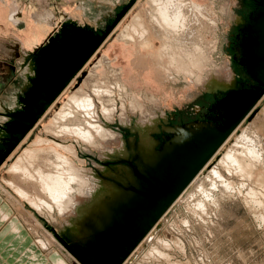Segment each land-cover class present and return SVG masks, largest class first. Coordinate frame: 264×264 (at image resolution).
<instances>
[{"label": "rangeland", "instance_id": "374dc122", "mask_svg": "<svg viewBox=\"0 0 264 264\" xmlns=\"http://www.w3.org/2000/svg\"><path fill=\"white\" fill-rule=\"evenodd\" d=\"M148 2L149 0H0V126H3L2 128H8L4 124H6L7 120L9 121L8 118L12 116L10 114L26 112V107L20 105L22 100L20 98L22 96L20 88L24 82V59L25 56L29 55V51L32 53L35 48L41 45L46 46L48 37L52 33L55 35L56 29L60 30L66 19L77 22L96 32H99V29L101 30V33L96 35L101 37V39L95 44V51L109 35L104 44L84 67L83 74L81 73L82 75L78 76L66 90L65 97L63 94V97H60L62 99H60L59 103H55L56 105L54 104L51 108V105H48L43 113H41L42 111L40 112L41 114L36 123L50 108L48 113L33 128V131L30 132L29 139L27 138L28 141L23 144V140L21 143L23 145L20 144L21 146L16 149L17 152L15 150L11 154L12 156L16 152L14 156L11 159L10 156L0 168V195L4 196L1 198L4 199L8 205L7 207L11 208L8 215L22 218L19 214L20 208L13 206L5 197L2 192L3 190H1L3 187L9 190L6 182L11 180L12 175H10L8 169L16 162L25 149L32 147L34 142L40 138H46L49 141L50 139H57V141L63 144L72 146L77 157L66 152L64 149L59 148V151L63 155L65 154V156L69 154L67 157H72L73 159L71 158V160L78 167L80 166L87 170L95 169L98 176L103 179L105 176H109L106 172L107 168L118 167L117 173H122L121 176L124 177L123 181L114 179L113 181H115V184L120 188L122 193H133L128 199L115 198L111 212L112 222L110 225H106L102 219L105 217V213L109 212V208L105 209L106 205H102L103 200L95 211L92 208H88L80 217L75 214H72V216L66 214L60 217L56 210L53 214L54 218L57 219L55 222L49 214L44 216L39 214L20 199L13 190H10L13 196L25 205L26 211L33 214L36 213V217L43 225L42 229H45L53 236L55 235L54 240L58 244L54 247L55 252L52 255L58 254L61 248L62 253L58 257H61L66 264H86L79 257L83 256L85 251L88 250L92 253L93 250L91 248L95 247L92 244L101 243L103 240L107 241L112 234L123 237L126 234V230L135 227L139 223H143L147 217L150 218L152 215V213L147 216L131 213L130 208L147 202L150 204L151 211L158 209L161 206L159 202L165 200L174 189L176 190V180L165 182L161 186L155 184L158 181L156 179L159 178L160 173L158 174L159 171H157L159 170L158 166L153 167L148 164L149 162L146 160L148 151L144 159L135 157L134 153H132L130 158V155L127 154V150L131 149V143L138 146L140 145L141 138L137 132H133L130 129L122 127L123 129L120 131V112L113 115L114 123H109L106 121V116L101 112V104H97L98 116L94 119L96 123L100 122L104 124L105 128L122 133L123 137L120 138L119 142H115L114 145L109 147L118 151L123 147V142H126V157L124 158L107 160L101 151L85 144V142L76 136L61 132L54 134L47 133L46 129L52 126L54 116L81 85L82 80H84L83 78L87 74L89 75L94 65L101 61V59L106 58L111 62L113 70L121 72L123 83L129 94H122L117 90L116 80L107 67H101L97 70V74L100 75L102 80L107 78L109 85L111 83L112 87L115 88L113 97L119 109L121 104L124 103L127 107L130 106L132 98L136 97L144 105V108H147L145 109L146 114L157 115L159 130L152 134V139L155 140V143L159 142V150L165 143L171 142L170 145L176 144L177 140L173 141V143L171 141L176 135H173L170 130L179 126H193L194 123L197 124L198 122L213 123L215 126H212V129L215 131L212 134L215 135L210 137L209 141L211 142L215 140L219 132H226L225 137L220 141L216 149L210 153L202 166L194 173L191 180L185 184L184 189L165 208L156 222L121 264H264V209H261L264 208V205L263 207H257L255 203L256 201L264 203V168L257 169L252 181L243 180L239 176L229 175L226 171L222 170V174H224L226 179L234 184V187L232 186L227 193L226 189H223L222 186H217L221 184L220 181H216V183L206 182L203 192L198 190V183L190 185L192 180L201 173L206 164L213 158L212 162L216 167L220 158H223L228 149L242 136L243 132L251 128L259 134L263 144V150H260L264 153V97L259 103L258 100L260 98L256 101L258 104L253 105V109L250 108L245 112L244 116L236 122L238 125L234 123L231 126L228 116L217 114V112L219 113L218 108L222 101L229 96L237 92L243 96L244 93L259 92L257 89L262 88L254 79L251 78L252 80H249L247 78V74L250 76L249 72L255 67V61L250 57V54L246 56V43L249 40L252 41L251 45L253 49L258 45L257 36L261 37L262 33L258 32V30L255 33L254 30L256 29V25L258 27V24L264 21V0H197L200 5L210 7L213 10L218 28L215 37L217 44L214 53L211 55L213 63L207 67L206 72L203 74L206 82L213 75L218 79V83L211 85L212 88L210 89V86L207 90L189 86L184 79L179 82H174L170 79L169 81H163L156 69L154 58L148 52L127 44L120 39L121 34L130 25L135 15L149 8ZM12 3H16V6L21 9H17V7L10 8ZM226 3H229V13L224 16L220 8ZM51 11L52 13H50ZM44 13L47 17H45ZM31 14H37L40 17L39 19L43 21H51V25H44L46 30L41 26V23L34 26L35 22L31 19ZM50 14H53L54 17H50ZM11 15H14L16 21L15 19L14 21L11 19ZM25 21L28 23L27 30L19 31L17 25L19 23L24 24ZM83 30L88 32L87 29L83 28ZM53 37L51 36L49 40ZM16 39H20V43L24 44L28 53H24L23 55L20 53V48L24 47ZM159 46V43L154 44L155 49H158ZM244 88L249 89V91L243 92ZM154 99L160 103L161 110L153 105L152 101ZM251 110H254V112L245 120ZM162 114L166 117V121L161 118ZM132 118L133 122H137L138 119L140 120V116L138 117L137 115H132ZM258 118L260 119L259 123L252 127V123ZM88 120L91 121L90 119ZM241 122L243 123L241 124ZM236 128L237 130L229 138V135ZM1 130L0 136L5 134ZM208 130V128L203 130L205 135L209 133L210 130ZM202 135L203 133L201 135L197 133L195 137L188 135L186 140L187 142L195 143L200 140L199 138ZM226 138H229V140L218 152L217 150L223 145ZM2 141L0 137V144L5 140ZM98 142L99 144H104L102 140H98ZM49 146H54V144ZM200 146L197 151H194L195 156L197 155L196 157L202 153ZM43 147L48 148L47 146ZM1 151L2 148L0 149V153ZM5 158L0 159V165L2 164L1 161H4ZM136 158L138 161H141V166L136 164ZM126 159L131 160L123 163L122 161ZM191 163L187 162L180 168L170 167V170L178 169L179 173L176 176L182 175L186 173V170H189ZM128 164L133 166H128ZM127 166L130 167V170H126ZM218 168L221 169L220 166ZM115 173H111L112 175L110 176H113ZM212 184L217 186L218 189L213 187ZM249 189H252L254 194H251ZM257 193L259 194L257 195ZM181 195H183V199L177 203ZM81 200L84 206L91 201L85 198ZM196 205H200L201 208ZM3 214L7 215L6 212ZM122 216L126 218L125 228H122L117 223L118 219ZM261 216L262 219L260 218ZM72 219H76L81 226L85 225L87 227L95 223L97 228L101 225L102 228L98 229V231L92 230V239L86 244L81 238L73 237L74 235L71 232L65 231V234H62V230L67 225L66 223ZM6 224L7 220H3L2 217V220H0V233ZM13 224H16V222L12 221V223H9L0 235V264H45L48 261L46 256L48 252L40 249L38 240L45 241L44 232L46 231L43 232L40 229L34 231L33 227H28L27 225L28 229L26 228V230L29 234L20 226H17V231L15 232L14 230H10ZM31 229H33V232ZM9 233H18L22 236L15 238L4 237V235ZM150 233H152L151 239H153L144 242L145 237ZM38 248L43 251L44 257ZM151 249L159 250L161 255H157L158 253H156V255L151 256ZM99 251L101 250L99 249ZM105 253L106 250H103L95 255H100L103 258ZM163 254L165 257H163ZM64 258L71 261L68 262Z\"/></svg>", "mask_w": 264, "mask_h": 264}, {"label": "bare ground", "instance_id": "6f19581e", "mask_svg": "<svg viewBox=\"0 0 264 264\" xmlns=\"http://www.w3.org/2000/svg\"><path fill=\"white\" fill-rule=\"evenodd\" d=\"M147 4H149V8L147 10L144 9L145 11H140L139 14L135 15L130 25L127 26L125 31L121 34L120 39L127 44H131L140 50L144 49L148 52V54L154 58L156 62V69L163 81H169L170 79L174 82H179L184 79L189 86L206 90L211 85L217 84L218 79H216L215 76L212 75L208 82L204 80L205 77L203 76L207 67L213 63L211 55L214 53L215 46L217 44L215 37L218 28L213 10L210 7L200 5L197 0H149ZM220 10L224 16L227 15L229 13V3L222 6ZM255 27L256 29L254 32L256 33L258 30V32H261L262 34L261 37L256 35L258 45L253 49V52L250 53V57L254 59L256 66L249 72V75L264 88V21L263 23H259L258 27L257 25ZM73 31L74 32L72 33H74V35L64 34L63 39L59 41L51 39L45 48L43 47L35 50L34 53H29V57L25 56V70L23 75L24 82L23 86L20 88L22 96L24 95V97L21 96L20 98L22 99L21 105L26 107L27 110L25 109L26 112H22L23 114H20V116H15L14 114H10L14 115V117L8 116L9 121L7 120L6 123L9 124L8 128L10 129V136H14V140H12V142L10 141L8 146L17 141L16 139L27 125L28 117H32L35 112L39 110V103L46 98L47 89L51 86L59 84L62 78L61 74H67L66 72L58 73V71L54 69L52 70V68L64 67L66 70L68 69V74L72 72L77 65L75 62L84 56L90 47L94 45L96 38L98 37L93 32H86L85 30L78 28ZM108 37L109 35L105 38L104 42ZM155 43H159L160 46L158 49L154 48ZM56 46L60 49L59 52H55L54 48L56 49ZM99 48L89 56L72 80L59 93L50 108L54 106L53 104L60 97H65V94L67 93L66 90L83 72L84 67L96 54ZM145 51L144 53H146ZM63 58L67 59L68 62L61 60ZM42 64H46L47 68L43 67ZM104 66L111 71L108 72L113 74V77L116 80L114 81L117 86V90H119L122 94H129L123 83L121 72L113 70L111 62L108 59L103 58L96 65H94L89 75L87 74L83 78L84 80H82V83L80 81L81 85L66 100L65 104L54 116L52 126L47 127V133L54 134L61 132L76 136L78 139L85 142V144L101 151L107 160L112 158H124L126 157V142H123V147L118 151L109 147L114 145L115 142H119L120 138L123 137L122 133L115 132L112 129H107L104 124L100 122L96 123L94 119L98 116L97 104H101V112L106 116V121L109 123L113 124V115L120 112V131L123 128H127L133 132H137L141 138L140 145L137 146L131 143V149L127 150V154L130 155V158L132 153H134L135 157L144 159L145 155L148 153L146 155V160L149 162L148 164L153 167L158 166L159 170L157 171H159L158 174L160 173L159 178L156 179L158 181L155 182V184L157 186H161L165 182L176 180L177 186L180 187L176 192L178 193L184 187V183L189 180V174L196 171L203 159L206 158L207 155L215 149L216 145L225 137L224 135L226 132H219L216 135L215 140L211 142L209 141L210 137L215 135L212 134L215 131L212 129V126H215V124L198 122L199 124L194 123L193 126H179L170 130L173 135H176V137L173 136L174 138L171 139L172 143L177 140L176 144L170 145L171 142L167 144L165 143L159 150V142L155 143V140L152 139V134L159 130V120H157V115L146 114L145 109L147 108H144V105H142L136 97L132 98L130 106L127 107L124 103L121 104L119 109V106L113 97L115 88L112 87L111 83V86L109 85L107 78L102 80L100 75L97 74V70L101 67L103 68ZM211 88L212 86L210 89ZM34 89L35 91L33 92ZM261 92H248L244 93L243 96L240 95L241 93L239 94L237 92L222 101L218 108L219 113L217 112V114L228 116L230 119L229 123L232 126L244 116L245 112L250 108V105H253L260 98L258 100L259 103V101L264 97V94H261ZM121 97L119 98L122 99ZM60 99L58 100V103ZM152 102L154 103L153 105L160 108V103H158L157 100L154 99ZM258 103H256V105ZM50 108L37 121V123L32 126L23 139L18 141L13 150L4 153V155L7 154V157L4 161H1L2 164L0 165V168L19 146L28 141L31 134L30 132L48 113ZM253 112L254 110H251L245 120L249 118ZM132 115H137L138 117L140 116V120L138 119L137 122H133L134 117L132 118ZM161 118L164 121L167 120L164 114H162ZM259 121V118L256 119V121L252 123V127L258 124ZM243 122H241V124ZM8 128H5L6 131H1L8 133ZM205 128L210 130H208L209 133H207V135H205L203 131ZM237 128L231 135H229V138L233 135ZM197 133L199 135L203 133L201 138H199V141H196L195 143L187 142L186 139L188 135L195 137L197 136ZM229 138H226V141L217 150L218 152L229 140ZM98 140H102L104 144H99ZM22 142L23 144H21ZM51 144H54V146H49ZM43 146H47L48 148H44ZM199 146L201 148L203 147V151L198 157H196L197 155L195 156L194 151H197ZM59 148L64 149L66 152L77 157L72 146L63 144L57 141V139H50L49 141L46 140V138H40L35 141L32 147L25 149L16 162L8 169V172L12 175L11 180L6 182L9 190L2 186V192L13 206H18L20 208V216L24 219V222L27 223L28 227L34 228V231L40 229L44 232L46 230L42 229L43 225L36 217V213L33 214L26 211L25 205L15 198L10 190H13L20 199L36 210L39 214H42L43 216L49 214L55 222L57 219L54 218L53 214L56 210L58 211L60 217L66 214H70L71 216L72 214H75L80 217L85 213V211H87L88 208H92L95 211L98 208L99 203L103 200L102 205H106L105 209L109 208V212L107 211V214L105 213V217L103 216L104 218L102 221L106 225H110L112 222L111 212L115 203V198L119 197V199H128L133 195L132 192L122 193L120 188L115 184V181H113V179L123 181L124 177L121 176L122 173H117L119 168H107L106 172L109 176H105L106 178L102 176L104 177L103 179L98 176L95 169L87 170L80 166L78 167L77 164L71 160L72 157H67V155H69L67 153L66 156L65 154L63 155L59 151ZM262 148L263 144L261 138L255 130L251 128L250 130L243 132L242 136H240L234 145L228 149V152H226L223 158H220L217 166H214L212 162L213 158L206 164L201 173L192 180L190 185L198 183V190L203 192V189L205 190L204 184H206V182L216 183V181H220L221 184L217 186H222L223 189H226L225 191L227 193L234 184H232L230 180L226 179L224 174H222V170L226 171L229 175L239 176L243 180L252 181L257 169L264 168V153H262ZM14 154L10 157V159L14 156ZM4 155L0 156V159L3 158ZM130 160L131 159H126L122 162H129ZM187 162L192 163L189 170L185 171L186 174L176 176L177 173H179V170H170V167L180 168ZM136 164L141 166L142 163L137 159ZM128 166L133 165L128 164ZM128 166L126 170H130V167ZM218 166H220L221 169H219ZM114 172L116 173L113 176H110L112 175L111 173ZM213 184L212 186L217 188V186ZM249 190L251 194H254L252 189ZM258 194L259 193H257V195ZM247 196L249 195L247 194ZM83 198L90 199L91 201L86 203L84 206L81 200ZM182 199L183 195L179 197L177 203ZM213 203L215 204V202ZM252 203L254 202L252 201ZM255 203L257 207H263L264 205L262 201H256ZM197 207L201 208L200 205ZM261 209L263 210L264 208ZM129 210L131 213L142 214L143 216L156 212V209L151 211L150 204L147 202L130 208ZM259 216L257 217L259 218ZM2 217L5 220L8 218V215L3 214ZM260 218L262 219V216ZM117 223H119L122 228H125L126 226L124 224L126 223V218L124 216L120 217ZM66 224L67 225L62 230V234L64 235L65 231L71 232L74 235L73 237L81 238L82 241L84 240L83 242H86V244H88L90 242L89 240L92 239V230L98 231V229L102 228V225L97 228L95 223L87 227H85V225L81 226L76 219H72ZM140 227L135 226L133 232L136 234ZM31 230L33 232V229ZM134 233L131 236L125 235L123 237H118L116 234H112L107 241L103 240V243L98 242L92 244L95 245L94 248H91L93 250L92 253L89 250H84L85 253L80 257L83 258L82 260L86 259L89 264H113L120 256V253L124 251V249L127 248L129 243L132 241L135 235ZM151 235L152 233L148 234L145 237L144 242L149 239L152 240L153 238L151 239ZM54 236L46 231L44 232L45 241L38 240L40 249L47 251L51 255L55 252L54 247L58 244L57 241L54 240ZM130 248L131 247H129L126 251H129ZM99 249L101 251H99ZM103 250H106V256L104 255L103 258L100 255H95ZM60 253H62L61 248L58 254ZM156 253L159 255L161 252L157 249H151V256L156 255ZM163 257H165V255ZM57 264H63V262L58 260Z\"/></svg>", "mask_w": 264, "mask_h": 264}, {"label": "water", "instance_id": "95a60500", "mask_svg": "<svg viewBox=\"0 0 264 264\" xmlns=\"http://www.w3.org/2000/svg\"><path fill=\"white\" fill-rule=\"evenodd\" d=\"M101 39V37H97L96 41L94 43V45L92 47H90V49L84 54L83 57H81L77 62V65L75 66V68L72 70V72H70L68 74V69L66 70L64 67H53L52 70H56L58 71V73H67V74H61V81L59 82V84L51 86L47 89V96L46 98L39 103L40 107L39 110L35 112V114L32 117H28L27 120V125L24 127V129L22 130L21 134L19 135V137L16 139L17 141L15 142L18 143V141H20L21 139H23V137L28 133V131L31 129V127L36 123V120L39 118L40 114L43 113L45 111V109L47 108L48 105H51L53 103V101L56 99V97L59 95V93L66 87V85L72 80V78L76 75V73L78 72V70L84 65V63L86 62V60L89 58V56L95 51L94 46L95 44H97V42ZM98 46V45H97ZM96 46V47H97ZM45 48V47H44ZM55 52H59L60 49L56 46V49L54 48ZM44 51V50H43ZM65 62H68L67 59L63 58L61 59ZM43 67L47 68L46 64H42ZM50 67V66H48ZM35 91V89L33 90V92ZM264 93V88L261 92V94ZM258 96V95H257ZM256 102L253 104L255 105ZM253 105H250V108L253 107ZM249 108V109H250ZM248 109V110H249ZM247 110V111H248ZM42 111V112H41ZM41 112V113H40ZM19 114H23V113H17L14 114L15 116H18ZM12 117H14L12 115ZM220 143V142H219ZM218 143V144H219ZM217 144V145H218ZM216 145V147H217ZM215 147V149H216ZM214 149V150H215ZM213 150V151H214ZM202 151H203V147H202ZM201 154V153H200ZM208 154V153H207ZM210 155V154H209ZM209 155H207L206 158L203 159V161L201 162V164L197 167L196 171L191 172V174H189V180H191V178L194 176V173H196L198 171V169L202 166V164L205 162V160L209 157ZM206 156V155H205ZM186 174V173H185ZM189 180L187 182H189ZM186 182V183H187ZM184 183V187L185 184ZM184 187L178 192L177 190H179V186L176 187V190L174 189L167 198H165V200H163L162 202H159V205H161L158 209H156V212L153 213L150 218H147L146 221L144 220L143 223H139L136 226H141L138 230V232H136V234L133 232V228H130L129 230H126V236H131L133 233L135 234L132 241L129 243V245L127 246V248L124 249V251H122L120 253V256L117 258V260H115V262L113 264H121V262L125 259V257H127V255L136 247V245L139 243V241L144 237V235L147 233V231L150 229V227L156 222V220L159 218V216L163 213V211L165 210V208L170 205L175 198L179 195V193L184 189ZM133 232V233H132ZM128 233V234H127ZM129 247H131L129 249V251H126ZM81 259V261H83L86 264H89L88 262H85L84 260H82V257H79Z\"/></svg>", "mask_w": 264, "mask_h": 264}, {"label": "crops", "instance_id": "0c3cea01", "mask_svg": "<svg viewBox=\"0 0 264 264\" xmlns=\"http://www.w3.org/2000/svg\"><path fill=\"white\" fill-rule=\"evenodd\" d=\"M12 7H17L16 6V3H12V5H10V8H12ZM21 9L20 7H17V9ZM51 13H52V11H51ZM45 14V13H44ZM46 15V14H45ZM31 16V19L33 20V22H35L34 23V26L35 25H38V23H41V26H43V28H45V30H46V27L44 26V25H47V24H49V25H51V21H43V20H41V19H39L40 17H38L37 16V14L36 15H34V14H31L30 15ZM54 17V15L52 14L50 17ZM45 17H47V15L45 16ZM11 19L14 21V19H15V17H14V15H11ZM9 20H10V18H9ZM15 21H16V19H15ZM17 24H18V22H17ZM27 21H25V23L24 24H22V23H19L18 25H17V27H19L18 28V30L19 31H21V30H27L26 28H27ZM40 25V24H39ZM50 27V26H49ZM17 29V28H16ZM50 37V36H49ZM48 37V38H49ZM47 38V39H48ZM46 39V40H47ZM19 43L21 42L20 41V39H16ZM46 40H44V41H46ZM43 41V42H44ZM20 44H22V43H20ZM22 47H24V48H20L21 49V54L23 55L24 53H28V51L26 50V47L24 46V44H22ZM29 53H30V51H29ZM18 57V56H17ZM19 58V57H18ZM17 58V59H18ZM263 88V87H262ZM262 88L261 89H257L259 92H261V90H262ZM244 91L243 92H248L249 91V89H247V88H244L243 89ZM4 126H8L9 127V124H4ZM3 126H0V130L1 129H3L4 131H6V129L5 128H2ZM7 130H9V132L8 133H5V134H3L2 136H3V138H4V142L3 143H1L0 144V149L2 148V151H1V153H0V156H3L4 155V153H7V152H10L11 150H13L15 147H16V144H15V142L14 143H11V145H9L8 146V143H10V141L12 142V140H14V136L12 137V136H10L11 135V133H10V129L8 128ZM14 130V129H13ZM8 141V142H7ZM2 146V147H1ZM4 157H7V154H5L4 155ZM5 195V194H4ZM4 197V196H1L0 195V220H2V213H4V212H6L7 213V215H8V212H9V210L11 209V208H9V207H7L8 205L5 203V201H4V199H2V198ZM6 197V196H5ZM3 204V206H1ZM9 217L6 219L7 220V224L3 227V229H2V231L5 229V227L6 226H8L9 225V223H12V221L14 222H16V224H13V227L10 229V230H14L15 232L17 231V226H20L21 228L23 227L25 230H26V228H27V223L26 222H24V220L21 218L20 219V217L19 216H15V215H8ZM4 220V219H3ZM10 221V222H9ZM7 228V227H6ZM28 229V228H27ZM2 231H1V233H2ZM26 232H27V230H26ZM1 233H0V235H1ZM28 233V232H27ZM29 234V233H28ZM17 236H22L21 234H18V233H9V234H7V235H4V237H12V238H15V237H17ZM34 240V239H33ZM34 243V242H33ZM35 244V243H34ZM39 249V248H38ZM39 251L43 254V251H41L40 249H39ZM34 254V253H33ZM59 256V254H57L56 253V255H51V254H46V256H47V262L45 263V264H57L58 263V260L59 261H62L63 262V264H66V263H64V260L61 258V257H58ZM35 256V255H34ZM64 256V255H63ZM43 257H44V254H43ZM65 259V258H64ZM65 260H68V262L69 261H71L70 259H65ZM70 264V263H69Z\"/></svg>", "mask_w": 264, "mask_h": 264}, {"label": "flooded vegetation", "instance_id": "af4514ba", "mask_svg": "<svg viewBox=\"0 0 264 264\" xmlns=\"http://www.w3.org/2000/svg\"><path fill=\"white\" fill-rule=\"evenodd\" d=\"M76 28H78V29H81V30H83V28L84 29H87L88 31H90V32H93L94 34H100L101 33V30L99 29L98 31L99 32H96V31H93V30H91V29H89V28H87V27H85V26H82V25H80V24H78L77 22H74V21H71V20H69V19H66L65 21H64V24H63V26L60 28V30H57L56 29V34L54 35V33H52L51 35H50V37L51 36H54L52 39H54V40H56V41H59V40H62L63 39V36H64V34L65 35H74V33H72V32H74L73 30L74 29H76ZM86 31V30H85ZM50 37H49V39H50ZM47 40L46 41V45L50 42V40ZM252 40V39H251ZM252 44V41H247V43H246V56H248V54H250V52H253V46L251 45ZM43 47H45L44 45H41V46H39L38 48H35V50H38V49H41V48H43ZM34 50V51H35ZM32 53H34V52H32ZM25 62V61H24ZM256 66V65H255ZM83 74V73H82ZM82 74H80V75H82ZM79 75V76H80ZM247 78L249 79V80H252L251 79V77L250 76H248V74H247ZM77 79V78H76ZM75 79V80H76ZM74 80V81H75ZM238 80H240V79H238ZM73 81V82H74ZM236 82H237V80H236ZM239 82V81H238ZM237 87H239V85H237ZM23 97V96H22ZM60 99V98H59ZM58 99V100H59ZM58 100L55 102L56 104L58 103ZM18 101H19V99H18ZM54 103V104H55ZM53 104V105H54ZM55 104V105H56ZM20 105H21V103H20ZM33 131V130H32ZM31 131V132H32ZM1 140H3L4 141V138L3 137H1ZM2 141V142H3ZM8 142V141H7Z\"/></svg>", "mask_w": 264, "mask_h": 264}]
</instances>
